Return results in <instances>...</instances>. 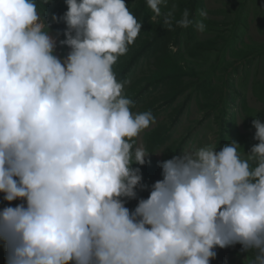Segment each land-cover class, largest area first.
<instances>
[{
    "label": "clouds",
    "instance_id": "9594fccd",
    "mask_svg": "<svg viewBox=\"0 0 264 264\" xmlns=\"http://www.w3.org/2000/svg\"><path fill=\"white\" fill-rule=\"evenodd\" d=\"M46 3L0 0V192L24 201L0 210L6 264H210L235 244L264 264V122L252 120L258 143L243 156L230 141L161 161L162 179L130 211L147 187L132 165L150 153L133 138L155 118L131 111L113 65L141 22L125 0H65L52 16L66 24L59 57ZM160 4L147 0L151 19Z\"/></svg>",
    "mask_w": 264,
    "mask_h": 264
},
{
    "label": "rangeland",
    "instance_id": "374dc122",
    "mask_svg": "<svg viewBox=\"0 0 264 264\" xmlns=\"http://www.w3.org/2000/svg\"><path fill=\"white\" fill-rule=\"evenodd\" d=\"M60 1L53 0L52 5ZM173 1L161 0L159 16L165 15L168 3L173 6ZM201 10L207 11L206 17L199 15ZM50 14L47 13L46 18ZM196 15L195 22L202 20L206 26L203 32L196 28L197 37L213 39L215 43L211 50L202 52L196 49L194 56L187 49V41H182V49L185 60L196 68L190 78L207 80L195 83L172 106L165 103V88H150L145 96L148 102H153L151 109L157 111L153 113L155 121L134 138L136 146L142 145L146 149L148 132L159 131L158 140L164 141L166 134L168 138L159 149L164 151L147 157L159 164L176 155V150L178 155L181 149L190 145L217 144L215 150L219 151L230 141L242 146L243 156V151L247 153L258 143L254 139L256 129L252 120L264 122V0H202ZM49 32L57 42L54 54L65 57L70 49L63 50L58 32L52 29ZM186 38L185 35L184 40ZM177 50L174 47V51ZM154 63V58L142 60L126 87L150 75ZM3 194L0 192V197ZM136 204L130 203L129 210H133ZM2 249L0 242V256L5 255ZM215 251L216 256L210 264H248L252 255L241 251L240 244L217 247ZM3 260L1 258V264Z\"/></svg>",
    "mask_w": 264,
    "mask_h": 264
},
{
    "label": "trees",
    "instance_id": "16d2710c",
    "mask_svg": "<svg viewBox=\"0 0 264 264\" xmlns=\"http://www.w3.org/2000/svg\"><path fill=\"white\" fill-rule=\"evenodd\" d=\"M125 2L132 14L141 22L142 26L134 43L128 46L127 53L117 58L116 63L113 65V72L118 81H128L139 67L142 60L154 58L155 63L154 67L150 69L151 74L145 75L136 82H132L131 86L128 88L125 85L123 89V95L133 101L131 111L134 114L151 111L153 115V113L157 111L151 109L153 102H148L147 96H145L150 88H154L155 90L165 88L163 93L165 103L172 106L185 91L193 87L194 84L199 81L190 78L194 76L196 68L185 60L182 41H187L186 46L192 56H194V51L196 49L202 52L211 50L215 41L213 39L201 40L195 33L196 14L199 12V5L202 3V0H174V5L171 6L172 4L168 3L169 5L168 8H166L165 15L158 16V18L156 17L157 20L151 19L154 13L148 7L147 0H125ZM52 3L53 0H47V3L44 5L43 17L50 25L49 29L55 30L60 34L61 41L65 39L64 30L66 24L63 20L53 21L52 16L55 14L58 18L61 17L67 10V5L65 0H61L56 5H52ZM37 4L38 10H42V0H37ZM159 7L161 8V4ZM185 11L189 14V20L192 21L187 27L181 26L179 23ZM47 13H51L49 18H46ZM185 35L187 36L186 40H184ZM61 46L64 51L69 48L67 45L61 44ZM174 47L178 48V50L174 51ZM202 80L205 81L207 78ZM159 134L160 132L155 130L147 133L146 150L150 151L149 154H153L152 151L159 150L165 143L166 138H168L165 134V141L163 139L158 140ZM177 153L176 150L174 154L177 155ZM132 167L140 168L142 175L141 183L147 187H137L136 198L126 199V207H129L130 203H137V197L146 199L149 195L151 185L156 180L162 179L160 164L152 161L150 158L146 159L144 165L133 164ZM4 195L5 194L1 197H4ZM1 197L0 210L7 206L15 207L17 204L24 203L22 198L9 202ZM0 242L3 246L2 250L5 252V255L0 256V264L1 258H4L2 264H6V249L4 242Z\"/></svg>",
    "mask_w": 264,
    "mask_h": 264
}]
</instances>
